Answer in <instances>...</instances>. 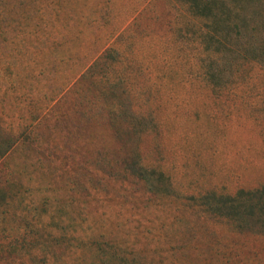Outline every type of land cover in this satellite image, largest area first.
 <instances>
[{
	"label": "rangeland",
	"instance_id": "374dc122",
	"mask_svg": "<svg viewBox=\"0 0 264 264\" xmlns=\"http://www.w3.org/2000/svg\"><path fill=\"white\" fill-rule=\"evenodd\" d=\"M187 5L0 0V125L26 145L0 162V183L10 170L23 224L35 211L55 219L49 264L78 263L75 229L91 236L83 264H264V232L200 198L264 184V67L250 58L242 75L206 80ZM134 148L129 162L143 157L172 185L151 191L132 176L121 163ZM9 221L0 264H44L25 257L32 228Z\"/></svg>",
	"mask_w": 264,
	"mask_h": 264
},
{
	"label": "trees",
	"instance_id": "16d2710c",
	"mask_svg": "<svg viewBox=\"0 0 264 264\" xmlns=\"http://www.w3.org/2000/svg\"><path fill=\"white\" fill-rule=\"evenodd\" d=\"M186 3L189 12L198 14L201 19L202 33L199 41L202 47H206L209 51L203 59L206 80L213 84V81L218 80V75H225V73L230 75L234 70L238 72L237 75H242L246 70L244 64L250 58L252 59L249 63L264 67V0H186ZM89 73L94 75H88ZM84 75L98 76L97 71L94 72L92 69H88ZM100 97H102L101 94L98 98ZM115 102L113 107L118 108L120 101ZM116 110L113 111L114 115H116ZM93 116L92 113L91 118L94 120ZM98 116L96 114V119ZM125 129L129 131L130 126ZM131 131L133 133V130ZM24 148L26 145L20 136L0 125V162L15 151ZM136 152L138 151L134 148L130 152L123 153L121 163L132 168L128 169L131 170L132 176L144 185L150 186L151 191H158L162 182L167 185L171 184L164 171L148 165L143 157H139L136 163L129 162L136 159ZM37 160L40 161L41 158ZM3 174L6 179L0 183V196L3 197L0 200V209L3 207L5 213L0 210V227L4 226L5 221L10 220L8 226L12 230L32 228V232H35L33 237L29 238L24 232L21 234L24 235L22 239V248L26 251V256H24L28 260H38L41 257L44 259V264H49L48 262L57 255L62 243V239L53 234L55 219L52 217L46 221L42 220L43 223L40 224L41 215L35 211L33 218L27 219L26 224H23L24 222L20 220L22 213L19 216V212L16 211L19 205L23 206V203L17 200L19 205H15V200L19 196L18 190L14 187L15 181L8 178L10 170H6ZM12 191L16 194H11ZM205 197L220 201L222 205L219 204V206L226 208L228 212L235 213L227 212L225 213L227 216L233 219L235 215L243 216L238 224L235 223L237 227L241 226V222H245L246 228L255 229L257 227L256 230L264 232V184L251 189L242 188L234 194L200 195L202 199ZM208 207L211 210L215 209L214 203H210ZM51 210L50 213L53 216L54 208ZM75 231L76 229L72 234L75 241L70 253L75 255L77 264H83L84 249L87 248L91 236L81 238L79 237L81 235H77L78 229L76 233ZM17 244L16 242L14 245Z\"/></svg>",
	"mask_w": 264,
	"mask_h": 264
}]
</instances>
